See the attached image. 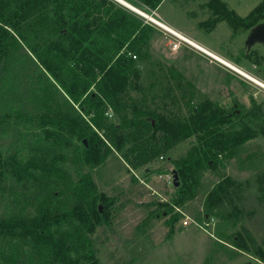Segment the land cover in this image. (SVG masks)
Returning <instances> with one entry per match:
<instances>
[{"label":"trees","instance_id":"trees-1","mask_svg":"<svg viewBox=\"0 0 264 264\" xmlns=\"http://www.w3.org/2000/svg\"><path fill=\"white\" fill-rule=\"evenodd\" d=\"M139 1L151 9L163 2ZM206 5L212 12L207 24L200 23L206 29L221 21L236 30L264 22V0L246 16L222 0ZM154 30L117 0H0V68L13 46L24 43L46 69V80L54 81L55 90H46V113L40 120L46 150L24 161L5 156L0 147V186L14 175L33 194H47L36 215L29 216L24 207L21 213L0 219V264H99L92 235L109 220L115 200L98 194L90 174L75 182L69 162L82 170L100 165L114 150H124L128 162L138 168L193 139L184 153L171 159L179 185L170 200L157 203L161 207L153 212L168 216L167 236L171 237L181 217L176 208L197 196L205 169L216 170L219 156L231 158L248 141L264 135V108L256 101L251 108L230 110L210 99L194 105L189 101L184 112L181 100L187 101L186 89L171 84L155 107L150 95L156 84L140 83L141 63L133 57L146 58ZM60 90L67 98L66 108L51 102ZM179 91L180 98L175 93ZM169 98L174 108L166 102ZM110 109L117 120L109 119ZM3 130L0 118V133ZM65 184L70 192L63 209L51 205L60 198L55 186ZM259 189L264 195L263 176ZM243 193L233 177L219 179L206 195L203 216L217 218L228 227L236 225L242 216ZM234 240L248 248L240 233Z\"/></svg>","mask_w":264,"mask_h":264},{"label":"rangeland","instance_id":"rangeland-1","mask_svg":"<svg viewBox=\"0 0 264 264\" xmlns=\"http://www.w3.org/2000/svg\"><path fill=\"white\" fill-rule=\"evenodd\" d=\"M129 1L264 81V39L249 42L257 25L243 30H236L226 21L209 29L200 26L212 18L206 5L210 0H163L156 9L144 6L139 0ZM222 1L237 14L246 16L262 0ZM142 17L155 30L145 48L146 58L142 59L139 54L138 58L133 57L141 63L140 83L143 86L156 84L150 95L155 99V107L164 90L174 84L176 88L186 89L187 101L181 100L184 112L188 111L189 101L194 105L208 99L228 110L234 106L251 108L254 101L264 108V87L192 45L182 43L174 49L177 38ZM250 54L255 60L250 59ZM47 75L44 66L24 43L13 46L3 62L0 118L5 130L0 133V147L5 156L27 161L46 150L44 124L40 120L46 113V103H43L46 90L55 91L54 81H47ZM191 90H194L193 95ZM180 91L175 92L179 98L182 97ZM132 94L140 93L132 91ZM66 99L60 90L51 102L66 105ZM166 102L172 100L169 98ZM170 108H174L172 103ZM106 114L110 120H117L113 110ZM192 140L172 146L138 168L128 162L124 150H114L100 165H86L82 170L69 162L75 182L90 174L98 194L105 193L115 200L109 208V220L99 225L92 235L99 264H264V256L260 255L264 253V195L259 192V179L264 177V135L248 141L231 158L219 156L216 170L205 169L197 196L176 208L181 217L171 237L167 236L168 216H154L153 212L161 207L157 203L168 202L175 190L174 180L167 176L174 171L171 159L184 153ZM228 175L244 189L241 219L230 227L217 218L203 216L206 195L219 179ZM55 189L60 198L53 199L51 205L57 204L63 209L70 190L66 184ZM45 195L46 191L33 194L29 186L19 184L14 175L7 176L0 186V219L21 213L24 207L29 216L36 215L46 200ZM238 233L244 236L248 248L238 246L234 240Z\"/></svg>","mask_w":264,"mask_h":264},{"label":"bare ground","instance_id":"bare-ground-1","mask_svg":"<svg viewBox=\"0 0 264 264\" xmlns=\"http://www.w3.org/2000/svg\"><path fill=\"white\" fill-rule=\"evenodd\" d=\"M122 3H124L125 5H127L128 7L133 8L135 11L136 10H141L144 13H146L149 17H151V19L155 22V24L160 25L161 27L165 28L166 30L181 36L182 39H184L186 42H188L190 45L194 46L195 48L201 50L202 52L206 53L207 55H210L211 57L215 58L216 60L222 62L223 64L233 68L234 70H236L237 72H240L241 74H243L244 76L250 78L251 80H253L254 82L258 83L259 85H261L262 87H264V81L259 80L258 78L252 76L251 74H249L248 72H246L245 70L240 69L239 67H237L236 65L232 64L230 61H228L227 59L223 58L222 56H220L218 53L212 51L211 49L207 48L206 46H204L203 44L197 42L196 40H194L193 38H190L189 36L185 35L184 33L178 31L177 29H175L173 26L167 24L166 22L158 19L156 16H154L151 13H147L144 10H142L141 8L137 7L136 5H133L132 3H130L129 1L126 0H119Z\"/></svg>","mask_w":264,"mask_h":264},{"label":"water","instance_id":"water-1","mask_svg":"<svg viewBox=\"0 0 264 264\" xmlns=\"http://www.w3.org/2000/svg\"><path fill=\"white\" fill-rule=\"evenodd\" d=\"M117 1L122 3L119 0H117ZM122 4H124V3H122ZM125 6H127V5H125ZM131 9L134 10L133 8H131ZM258 38L264 39V22L260 23L259 25H257L255 27V29L253 30V33L251 34V37L249 38V42H251L254 39H258ZM85 142H86V140H85ZM173 172H174V185L177 186V185H179L178 174L175 171H173Z\"/></svg>","mask_w":264,"mask_h":264},{"label":"built area","instance_id":"built-area-1","mask_svg":"<svg viewBox=\"0 0 264 264\" xmlns=\"http://www.w3.org/2000/svg\"><path fill=\"white\" fill-rule=\"evenodd\" d=\"M136 12H138L139 14H141L142 16H144L146 19H149L151 22H153V23H155L152 19H151V17H149L146 13H144L143 11H141V10H136ZM154 15V14H153ZM160 26V25H159ZM161 27V26H160ZM161 28H163V27H161ZM163 29H165V28H163ZM166 30V29H165ZM167 32H169V33H171V34H173L177 39L175 40V42L173 43V47H174V49H178L181 45H182V43H185V44H188V45H190L188 42H186L184 39H182L181 38V36H178V35H176V34H174V33H172V32H170V31H168V30H166ZM135 57H136V55H134ZM168 176V178L169 179H173L174 180V172L172 173V175H167Z\"/></svg>","mask_w":264,"mask_h":264}]
</instances>
